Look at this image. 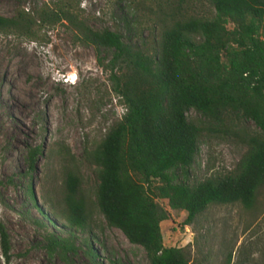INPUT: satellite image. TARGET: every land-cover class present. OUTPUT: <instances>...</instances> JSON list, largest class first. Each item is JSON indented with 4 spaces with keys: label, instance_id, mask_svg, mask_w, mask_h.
<instances>
[{
    "label": "rangeland",
    "instance_id": "374dc122",
    "mask_svg": "<svg viewBox=\"0 0 264 264\" xmlns=\"http://www.w3.org/2000/svg\"><path fill=\"white\" fill-rule=\"evenodd\" d=\"M41 1L0 0V15L12 16ZM79 2L92 27L116 29L148 49L158 45L168 12L177 4ZM182 8L194 16L214 14L209 0H184ZM100 56L105 63L111 50L102 49ZM108 74L95 48L77 40L64 22L33 37L0 32V217L10 237L11 264H150L143 246L109 224L96 200L98 167L89 154L125 111ZM186 118L199 129L197 150L179 180L196 184L236 172L246 137L258 131L253 121L229 113L216 122L193 107ZM33 146L40 152L30 169L27 155ZM68 172L79 178L85 201L82 227L70 226L65 217ZM156 201L168 213L160 222L164 245L184 247L190 264H264V184L252 206L210 203L186 224L184 210L171 208L166 198Z\"/></svg>",
    "mask_w": 264,
    "mask_h": 264
},
{
    "label": "trees",
    "instance_id": "16d2710c",
    "mask_svg": "<svg viewBox=\"0 0 264 264\" xmlns=\"http://www.w3.org/2000/svg\"><path fill=\"white\" fill-rule=\"evenodd\" d=\"M183 1L168 12L152 49L133 45L108 26L92 27L79 0H43L12 16L0 15V32L33 37L64 22L77 40L95 48L125 106L121 119L89 154L98 167L96 200L109 224L143 246L150 264H190L184 247L164 245L160 222L168 213L156 198L184 210L186 224L210 203L252 206L264 184V0H209L210 17L185 13ZM106 48L111 56L104 63L100 52ZM191 107L216 122L240 114L258 128L246 137L236 172L196 184L179 180L197 150L199 129L186 118ZM39 152V146L29 149L30 169ZM63 202L68 224L82 227L85 201L79 178L71 172ZM10 247L0 217L4 264H11Z\"/></svg>",
    "mask_w": 264,
    "mask_h": 264
},
{
    "label": "bare ground",
    "instance_id": "6f19581e",
    "mask_svg": "<svg viewBox=\"0 0 264 264\" xmlns=\"http://www.w3.org/2000/svg\"><path fill=\"white\" fill-rule=\"evenodd\" d=\"M9 133H10L11 135L14 134L15 136L18 134V133H17V130H16L15 128H14V129H13V128H9ZM17 136H19V135H17ZM17 136H16V137H17ZM17 138H18V137H17Z\"/></svg>",
    "mask_w": 264,
    "mask_h": 264
}]
</instances>
